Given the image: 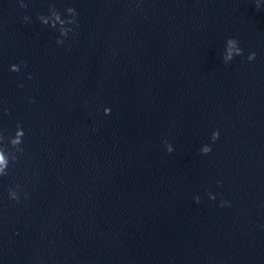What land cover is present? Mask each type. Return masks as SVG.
I'll use <instances>...</instances> for the list:
<instances>
[{"label": "water", "instance_id": "1", "mask_svg": "<svg viewBox=\"0 0 264 264\" xmlns=\"http://www.w3.org/2000/svg\"><path fill=\"white\" fill-rule=\"evenodd\" d=\"M23 2L0 0V132H25L0 264H264V0ZM49 3L78 13L59 46Z\"/></svg>", "mask_w": 264, "mask_h": 264}, {"label": "clouds", "instance_id": "2", "mask_svg": "<svg viewBox=\"0 0 264 264\" xmlns=\"http://www.w3.org/2000/svg\"><path fill=\"white\" fill-rule=\"evenodd\" d=\"M255 7L257 9L260 8L259 0H254ZM20 8H27V4L20 0L19 3ZM135 6L137 8L140 7V0H135ZM78 13L75 8L73 7H66L64 9V15L62 17L61 13L56 9L55 4L49 3L48 5V14H37L36 19L42 25H46L49 28L54 29L58 33V37L55 40L56 45H62L64 43V38H67L69 34L75 35V29L79 27V22L77 20ZM22 21L26 23H30L28 16H23ZM239 41L236 38H228L225 41V47L222 54V61L225 64H228L230 61L233 60L236 56H242L243 50L238 46ZM256 53L249 52L246 57L248 62H251L255 59ZM27 67V64L23 61L20 64H12L9 66V71L11 72H19L21 67ZM27 79L31 80L32 75L31 73L27 74ZM18 88H22L23 84H17ZM29 104L35 103L34 98L28 99ZM4 115L9 114V110L4 108L3 110ZM104 115L110 114V109L105 107L103 109ZM24 136L25 132L22 125L17 122L15 126V130L11 135H5L3 132H0V177H5L9 174L10 165L16 164L19 161L20 156L23 155L25 148L24 144ZM219 139V129L213 130L210 136L211 143H215ZM165 151L171 153L173 151V147L167 141H164ZM212 150L211 144L202 145L199 149V152L203 155L210 153ZM220 184V181H217V185ZM209 200H215L216 196L208 192L207 193ZM21 197L24 199L28 198V193L22 190L20 184H15L14 186H10L7 189V198L10 201H13L17 204L21 202ZM196 203L200 202L199 196L193 197ZM221 207H230L231 204L228 201L221 199L220 201Z\"/></svg>", "mask_w": 264, "mask_h": 264}]
</instances>
